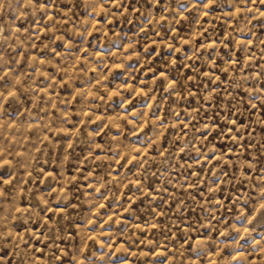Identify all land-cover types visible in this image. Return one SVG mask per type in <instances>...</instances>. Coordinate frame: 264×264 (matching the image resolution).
<instances>
[{"label":"rangeland","instance_id":"374dc122","mask_svg":"<svg viewBox=\"0 0 264 264\" xmlns=\"http://www.w3.org/2000/svg\"><path fill=\"white\" fill-rule=\"evenodd\" d=\"M0 264H264V0H0Z\"/></svg>","mask_w":264,"mask_h":264}]
</instances>
